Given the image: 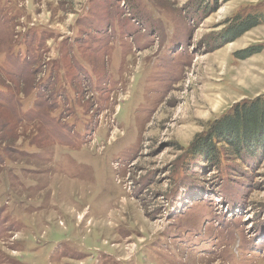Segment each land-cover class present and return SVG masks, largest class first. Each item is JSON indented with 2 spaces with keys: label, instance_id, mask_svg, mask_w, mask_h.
<instances>
[{
  "label": "rangeland",
  "instance_id": "obj_1",
  "mask_svg": "<svg viewBox=\"0 0 264 264\" xmlns=\"http://www.w3.org/2000/svg\"><path fill=\"white\" fill-rule=\"evenodd\" d=\"M204 1L0 0V264H264V152L191 154L264 97V0Z\"/></svg>",
  "mask_w": 264,
  "mask_h": 264
},
{
  "label": "trees",
  "instance_id": "obj_2",
  "mask_svg": "<svg viewBox=\"0 0 264 264\" xmlns=\"http://www.w3.org/2000/svg\"><path fill=\"white\" fill-rule=\"evenodd\" d=\"M256 19L251 22L242 21L240 27L243 28L236 35H232L230 39L237 38L248 28L258 25ZM230 29L232 30L229 28L228 31H231ZM235 29L239 28L236 26ZM221 143L227 146L225 148L227 149L226 155L238 159L243 155L255 157L257 153L264 152V97L236 105L230 114L216 123L205 136L199 139L191 154L193 157H201L200 163L212 165L218 161V156L222 153L218 147Z\"/></svg>",
  "mask_w": 264,
  "mask_h": 264
}]
</instances>
